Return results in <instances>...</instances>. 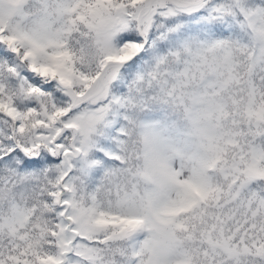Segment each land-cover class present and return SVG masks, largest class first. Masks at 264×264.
<instances>
[{"label":"snow or ice","instance_id":"6c2138e0","mask_svg":"<svg viewBox=\"0 0 264 264\" xmlns=\"http://www.w3.org/2000/svg\"><path fill=\"white\" fill-rule=\"evenodd\" d=\"M0 264H264V0H0Z\"/></svg>","mask_w":264,"mask_h":264}]
</instances>
